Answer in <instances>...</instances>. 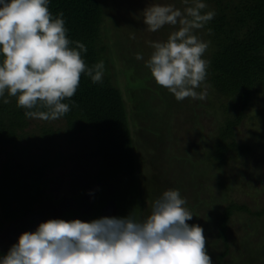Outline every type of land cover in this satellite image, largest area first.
<instances>
[{
  "label": "rangeland",
  "instance_id": "obj_1",
  "mask_svg": "<svg viewBox=\"0 0 264 264\" xmlns=\"http://www.w3.org/2000/svg\"><path fill=\"white\" fill-rule=\"evenodd\" d=\"M100 1L105 11V41L115 64L112 75L126 99L136 151L142 161L144 176L138 174L139 179L142 181L148 175L147 167L149 161L154 160L153 154H160L162 158L156 159L152 166L162 177H169L173 183L171 188L179 190L186 199L185 207L194 215L187 223L204 229L207 252L215 264L224 249V244L216 240L221 210L230 201L246 204L253 211L264 207V93L247 109L245 119L236 129V141L250 149L241 155L230 153L222 170L214 162H205L221 122V102L213 89L206 85L204 100L177 101L174 94L155 82L145 66L154 51L150 43L165 42L178 26L165 25L150 32L143 22L144 10L153 4L183 10V0ZM137 53L143 55L142 60L136 59ZM207 55L206 50L202 58L206 60ZM196 91H205V86ZM51 127L52 133L42 135L43 129ZM29 130L35 134L30 141L32 152L57 163L42 178L43 192L25 200L27 209L23 210V217L6 218L0 191V258L7 255L23 233L35 232L48 220L92 222L132 214L133 206L125 207L133 197L129 180L119 186L102 185L96 176L99 166L95 160L69 158L89 151L94 140L90 128L71 134L63 118L55 121L31 119ZM258 132L261 137H257ZM158 144L161 149L155 147L157 151L152 154V147ZM7 159L8 148L1 149L0 186ZM155 192L156 196L147 198L144 192L141 196L145 199L141 196L137 199L138 219L150 214L152 203L165 191ZM148 199V204L142 207L143 201ZM227 234L230 253L222 264H240L263 247L264 217L237 212L229 222ZM262 259L258 264L264 263V255Z\"/></svg>",
  "mask_w": 264,
  "mask_h": 264
},
{
  "label": "clouds",
  "instance_id": "obj_2",
  "mask_svg": "<svg viewBox=\"0 0 264 264\" xmlns=\"http://www.w3.org/2000/svg\"><path fill=\"white\" fill-rule=\"evenodd\" d=\"M183 3V10L161 4L144 10L143 22L150 32L178 26L165 42L150 43L154 51L145 66L177 101L204 100L210 62L202 57L210 42L196 32L215 12H205L203 0ZM48 4L49 0H0V98L8 104L7 97H16L28 119L55 121L71 110L64 101L76 94L82 74L93 84L102 83L105 64H86V46L68 38L63 12L54 17ZM136 59L143 55L137 53ZM202 85L205 91L197 92ZM186 203L179 190L169 189L143 219L129 215L92 222L48 220L35 232L23 233L0 264H212L204 229L187 223L194 215Z\"/></svg>",
  "mask_w": 264,
  "mask_h": 264
},
{
  "label": "trees",
  "instance_id": "obj_3",
  "mask_svg": "<svg viewBox=\"0 0 264 264\" xmlns=\"http://www.w3.org/2000/svg\"><path fill=\"white\" fill-rule=\"evenodd\" d=\"M203 2L207 5L205 12H215L214 18L196 32L200 39L210 42L206 58L210 63L204 85L213 89L222 108L221 122L205 162H214L222 170L230 153L241 155L250 149L236 141V129L245 119L247 109L264 93V0ZM48 7L54 17L63 12L68 38L86 46L87 52L82 53L86 64L92 66L100 61L105 64L102 83L93 84L90 77L82 74L76 94L64 101L71 110L62 118L67 121L71 134L90 128L94 135L89 151L69 158L95 160L99 166L96 176L102 185L109 183L119 186L129 180L133 197L125 207L133 206L131 215L138 219L137 199L141 194L145 192L147 198L156 196L155 191L172 189L173 183L169 177L158 174L157 168L152 166L156 159L162 158L158 153L153 154L157 151L155 147L161 149L160 144L151 149L154 160L148 163V175L142 181L139 179L143 175L142 161L136 151L126 99L115 82V75H112L115 64L110 59V46L105 41L104 7L100 0H49ZM5 95L7 97V93ZM7 98L10 100L8 104L2 102L4 98H0V151L8 148L0 191L4 215L12 218L25 216V200L43 192L42 178L57 161L51 163L32 152L30 141L35 134L29 130L31 119L24 116V109L17 107L16 97ZM52 129H43L42 135L52 133ZM261 136L258 132L257 137ZM149 200H144L142 207ZM237 212L264 217V207L253 211L246 204L230 201L219 215L216 240L224 244V249L218 254L215 264H222L230 253L227 230ZM262 246L256 250L258 254L251 253L252 256L240 264L263 261Z\"/></svg>",
  "mask_w": 264,
  "mask_h": 264
}]
</instances>
